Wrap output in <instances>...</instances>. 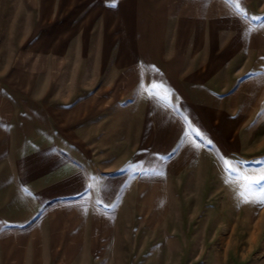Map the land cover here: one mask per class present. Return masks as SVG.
Instances as JSON below:
<instances>
[{"label":"rangeland","instance_id":"obj_1","mask_svg":"<svg viewBox=\"0 0 264 264\" xmlns=\"http://www.w3.org/2000/svg\"><path fill=\"white\" fill-rule=\"evenodd\" d=\"M101 3L113 0H0V210L22 220L3 227L0 264H264V203L252 202L264 181L248 186L264 170V78L248 116L262 123L242 144L235 159L246 163L235 172L233 159L205 142L192 166L150 190L104 183L96 225L84 223L86 193L73 183L59 193L65 184L52 180L64 166L52 156L62 151L55 136L66 134L63 121L78 124L81 101L112 86L127 55L155 71L174 66L160 63L174 55L168 40L177 33L159 28L165 0H135L134 30L114 31L87 14ZM257 23L252 38L264 43V15ZM30 152L43 158L31 164ZM110 165L104 159V179ZM36 173L41 181L25 186Z\"/></svg>","mask_w":264,"mask_h":264},{"label":"crops","instance_id":"obj_2","mask_svg":"<svg viewBox=\"0 0 264 264\" xmlns=\"http://www.w3.org/2000/svg\"><path fill=\"white\" fill-rule=\"evenodd\" d=\"M114 4L90 10L92 23L101 30H134L135 0ZM263 4L242 0L237 10L226 0H165L159 28L177 33L168 40L174 55L163 56L160 63L174 66L155 71L142 64L146 59L127 55L128 66L112 86L97 87L81 101L78 124L72 128L63 121L66 134L55 136L62 151L52 156L64 171L52 181L65 184L59 193L70 192L72 183L86 193V226L100 221L104 183L123 192L150 190L192 166L209 141L223 157L242 158V144L262 123L248 116L257 109L264 78V43L252 38L261 31L252 17L264 15ZM28 154L24 159L31 164L43 158L39 152ZM104 159L114 169L108 179L103 178ZM36 175L23 184L41 181L42 175ZM1 201L0 187V208ZM18 223L22 220L0 210V237L3 227Z\"/></svg>","mask_w":264,"mask_h":264},{"label":"snow or ice","instance_id":"obj_3","mask_svg":"<svg viewBox=\"0 0 264 264\" xmlns=\"http://www.w3.org/2000/svg\"><path fill=\"white\" fill-rule=\"evenodd\" d=\"M226 2L229 3V4H234V6L237 8V10H239L241 8V6H242V0H226ZM112 6H115L114 0H113ZM252 19H260V17L256 16V17H252ZM261 27H264V25H262ZM209 143H211V141H209ZM245 163H246V161L236 160L235 158H233L234 166H233V168L231 170L233 172H235L237 166L243 165ZM254 163H260V161H254ZM261 181H264V170H262L261 174L257 177V179L248 180V186L250 188L251 187H259L260 184H261ZM259 191H260V195L253 197L252 202H254V203H264V187H260Z\"/></svg>","mask_w":264,"mask_h":264}]
</instances>
